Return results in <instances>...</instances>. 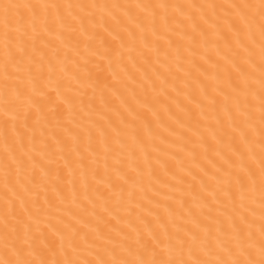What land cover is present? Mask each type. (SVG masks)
Instances as JSON below:
<instances>
[{
    "label": "bare ground",
    "instance_id": "bare-ground-1",
    "mask_svg": "<svg viewBox=\"0 0 264 264\" xmlns=\"http://www.w3.org/2000/svg\"><path fill=\"white\" fill-rule=\"evenodd\" d=\"M259 5L0 0V264L264 258Z\"/></svg>",
    "mask_w": 264,
    "mask_h": 264
},
{
    "label": "snow or ice",
    "instance_id": "snow-or-ice-1",
    "mask_svg": "<svg viewBox=\"0 0 264 264\" xmlns=\"http://www.w3.org/2000/svg\"><path fill=\"white\" fill-rule=\"evenodd\" d=\"M45 8L49 7H58V5H44ZM233 7H236L233 5ZM241 8L248 7L247 5H240ZM260 11H261V35L264 37V0H260ZM247 20V17H241V24ZM234 25L237 28V35L238 39H242V32L243 29L240 26V24H237L235 21L233 22ZM239 54V53H238ZM262 61H264V41H262ZM261 68L264 69V63L261 64ZM262 87H264V79L261 81ZM262 112H264V105H262ZM262 120H264V116H262ZM262 168H261V188L264 190V141H262ZM239 151V149H238ZM230 160H233L232 157L229 158ZM246 159V154L243 151L239 152V162L241 164L244 163ZM236 161L233 160V164H235ZM243 179V177H241ZM262 219H264V215H262ZM262 235H264V225H262ZM164 239L161 238V234H157L155 239L159 241L160 244L165 243V239H167L168 243L166 246V252H154L153 259H139L137 261H117L112 260L108 261L103 258L98 260H79V259H66L64 261H56L55 264H264V258L260 260H242L239 258L236 259H216V260H202L197 259L195 261L190 260H184V259H166L164 258L165 255L171 256L175 253L182 254L184 252L185 245H188V250L190 253H194L197 249H201L204 251H212L211 246V239L207 240H201L198 236H193L191 240L186 238H180L179 233L175 235H170L168 230L165 229L163 232ZM242 237H243V229H240L239 234L237 235V245L238 247H242ZM220 244H222L223 252L226 253L228 256H232L234 254V249L230 246V242L226 241H220ZM76 244L75 238H71L69 240V248H71V252L69 253V257L72 255V253H76L79 251V245H76L73 247V245ZM20 252L23 251V249H19ZM259 254L261 257H264V244H262ZM249 255H251V252L249 251ZM159 257V258H156ZM3 264H36L35 261H29V260H7L4 261ZM40 264H48L47 261H41Z\"/></svg>",
    "mask_w": 264,
    "mask_h": 264
}]
</instances>
